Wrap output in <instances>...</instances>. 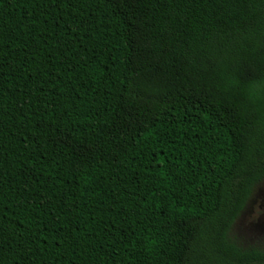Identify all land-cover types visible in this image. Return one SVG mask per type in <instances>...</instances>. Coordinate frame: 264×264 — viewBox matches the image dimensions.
I'll return each mask as SVG.
<instances>
[{
    "label": "trees",
    "instance_id": "obj_1",
    "mask_svg": "<svg viewBox=\"0 0 264 264\" xmlns=\"http://www.w3.org/2000/svg\"><path fill=\"white\" fill-rule=\"evenodd\" d=\"M264 0H0V264H264Z\"/></svg>",
    "mask_w": 264,
    "mask_h": 264
},
{
    "label": "rangeland",
    "instance_id": "obj_2",
    "mask_svg": "<svg viewBox=\"0 0 264 264\" xmlns=\"http://www.w3.org/2000/svg\"><path fill=\"white\" fill-rule=\"evenodd\" d=\"M232 235L244 247L257 246L264 249V181L255 187L232 228Z\"/></svg>",
    "mask_w": 264,
    "mask_h": 264
}]
</instances>
